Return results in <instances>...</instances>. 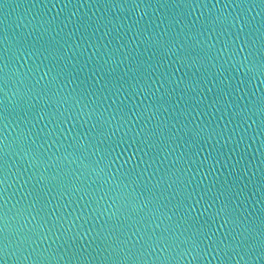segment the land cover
I'll return each instance as SVG.
<instances>
[{
	"label": "water",
	"instance_id": "obj_1",
	"mask_svg": "<svg viewBox=\"0 0 264 264\" xmlns=\"http://www.w3.org/2000/svg\"><path fill=\"white\" fill-rule=\"evenodd\" d=\"M0 264H264V0H0Z\"/></svg>",
	"mask_w": 264,
	"mask_h": 264
}]
</instances>
